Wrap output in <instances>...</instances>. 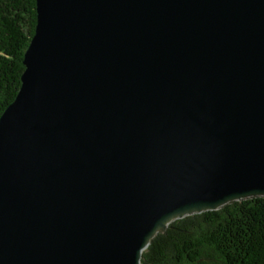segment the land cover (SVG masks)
Segmentation results:
<instances>
[{
  "label": "water",
  "instance_id": "1",
  "mask_svg": "<svg viewBox=\"0 0 264 264\" xmlns=\"http://www.w3.org/2000/svg\"><path fill=\"white\" fill-rule=\"evenodd\" d=\"M0 115V264H140L184 216L264 196V0H35Z\"/></svg>",
  "mask_w": 264,
  "mask_h": 264
},
{
  "label": "trees",
  "instance_id": "2",
  "mask_svg": "<svg viewBox=\"0 0 264 264\" xmlns=\"http://www.w3.org/2000/svg\"><path fill=\"white\" fill-rule=\"evenodd\" d=\"M35 23V0H0V115L20 86ZM140 264H264V196L171 221L152 237Z\"/></svg>",
  "mask_w": 264,
  "mask_h": 264
}]
</instances>
